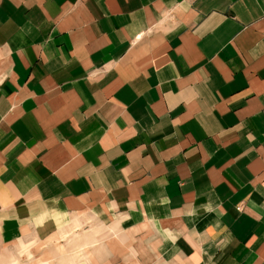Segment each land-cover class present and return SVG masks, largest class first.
<instances>
[{
    "label": "crops",
    "instance_id": "crops-1",
    "mask_svg": "<svg viewBox=\"0 0 264 264\" xmlns=\"http://www.w3.org/2000/svg\"><path fill=\"white\" fill-rule=\"evenodd\" d=\"M0 264H264V0H0Z\"/></svg>",
    "mask_w": 264,
    "mask_h": 264
}]
</instances>
